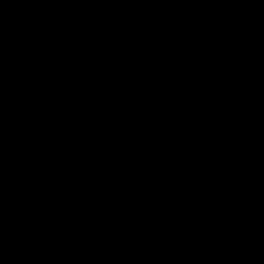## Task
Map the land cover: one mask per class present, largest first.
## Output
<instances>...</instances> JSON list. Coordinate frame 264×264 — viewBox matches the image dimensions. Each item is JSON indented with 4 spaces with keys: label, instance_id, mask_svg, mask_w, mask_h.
Listing matches in <instances>:
<instances>
[{
    "label": "water",
    "instance_id": "95a60500",
    "mask_svg": "<svg viewBox=\"0 0 264 264\" xmlns=\"http://www.w3.org/2000/svg\"><path fill=\"white\" fill-rule=\"evenodd\" d=\"M0 264H264V0H0Z\"/></svg>",
    "mask_w": 264,
    "mask_h": 264
}]
</instances>
